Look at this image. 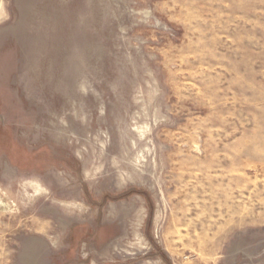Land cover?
<instances>
[{
    "label": "rangeland",
    "instance_id": "374dc122",
    "mask_svg": "<svg viewBox=\"0 0 264 264\" xmlns=\"http://www.w3.org/2000/svg\"><path fill=\"white\" fill-rule=\"evenodd\" d=\"M0 264H264V0H0Z\"/></svg>",
    "mask_w": 264,
    "mask_h": 264
}]
</instances>
